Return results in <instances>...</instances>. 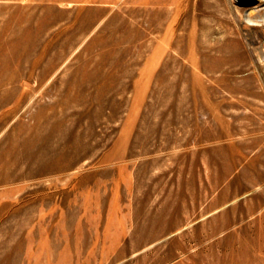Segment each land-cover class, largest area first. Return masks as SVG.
Listing matches in <instances>:
<instances>
[{"label":"rangeland","instance_id":"1","mask_svg":"<svg viewBox=\"0 0 264 264\" xmlns=\"http://www.w3.org/2000/svg\"><path fill=\"white\" fill-rule=\"evenodd\" d=\"M240 7L0 0V264H264V23Z\"/></svg>","mask_w":264,"mask_h":264},{"label":"bare ground","instance_id":"2","mask_svg":"<svg viewBox=\"0 0 264 264\" xmlns=\"http://www.w3.org/2000/svg\"><path fill=\"white\" fill-rule=\"evenodd\" d=\"M230 1L236 2V3L244 6V7H240V9H243L242 12L240 13V16L243 17L245 19V21L251 22V23L258 21V22H260V24L264 23V18H262V19L257 18L256 16L258 13L252 12V11H258L259 7L256 5L264 4V0H230ZM253 3H255V4L253 5ZM238 10L239 9L237 8V11ZM201 60H202L204 69L207 71V73L209 75H212L214 72H216L217 70L220 69V66H221L224 58L219 54H212L211 52H207Z\"/></svg>","mask_w":264,"mask_h":264}]
</instances>
